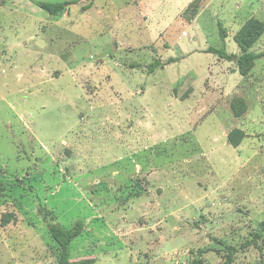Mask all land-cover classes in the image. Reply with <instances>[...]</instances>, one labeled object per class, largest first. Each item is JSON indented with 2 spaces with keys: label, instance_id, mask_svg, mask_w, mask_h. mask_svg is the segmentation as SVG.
<instances>
[{
  "label": "rangeland",
  "instance_id": "374dc122",
  "mask_svg": "<svg viewBox=\"0 0 264 264\" xmlns=\"http://www.w3.org/2000/svg\"><path fill=\"white\" fill-rule=\"evenodd\" d=\"M33 1L0 0V264H59L44 216L70 264H264V57L205 51L264 0Z\"/></svg>",
  "mask_w": 264,
  "mask_h": 264
},
{
  "label": "trees",
  "instance_id": "16d2710c",
  "mask_svg": "<svg viewBox=\"0 0 264 264\" xmlns=\"http://www.w3.org/2000/svg\"><path fill=\"white\" fill-rule=\"evenodd\" d=\"M74 0H64L61 2H46V1H33V3L39 8L47 11L51 15H57L63 12L66 7L70 4L75 3ZM220 33L222 38L226 36V32L222 25L220 24ZM264 33V22L249 18L247 19L238 29L236 34L234 35V41L238 45L240 49L239 55L228 54L224 48L216 49L214 47H208L205 51L216 53L220 58L232 60L235 59L237 64L238 71L241 75H246L250 68L253 66L255 60L264 57V52H252L250 48L254 45V43L261 37ZM173 58H169L167 62L173 61ZM163 65V63L156 59L147 65L148 73L154 71L155 68ZM241 104L233 105L232 111L236 116H240L245 111V104L241 101ZM246 136L245 132L242 129L234 128L227 133V142L233 146L237 147L243 138ZM44 220L47 223L48 232L52 238V240L59 246L60 248V259L59 264H70L71 262L68 259V247L72 239L80 235L82 231V223L81 221H77L70 228H63L62 226L51 222L48 218L44 216ZM3 224H7L9 222L8 218H3ZM261 239L263 243V251H264V219L258 223V229L256 233H254L253 238L250 241H247L242 244L241 248H246L251 245L254 241ZM225 249L228 250L226 255L225 264H229L232 262V255L235 252V248L230 245H225ZM92 262V259H81L77 262V264H89ZM191 264H203L201 260H194Z\"/></svg>",
  "mask_w": 264,
  "mask_h": 264
}]
</instances>
